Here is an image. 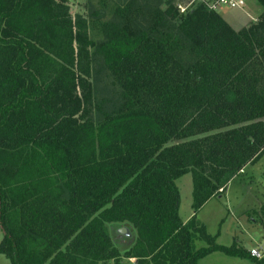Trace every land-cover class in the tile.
Masks as SVG:
<instances>
[{
  "label": "trees",
  "instance_id": "obj_1",
  "mask_svg": "<svg viewBox=\"0 0 264 264\" xmlns=\"http://www.w3.org/2000/svg\"><path fill=\"white\" fill-rule=\"evenodd\" d=\"M178 1L86 0L73 14L69 0H0V253L12 264H197L218 249L264 263L196 217L264 157V0L239 29Z\"/></svg>",
  "mask_w": 264,
  "mask_h": 264
},
{
  "label": "rangeland",
  "instance_id": "obj_2",
  "mask_svg": "<svg viewBox=\"0 0 264 264\" xmlns=\"http://www.w3.org/2000/svg\"><path fill=\"white\" fill-rule=\"evenodd\" d=\"M85 1L69 0L72 13L85 12ZM216 12L233 28L239 29L247 25L252 20V16L253 20L257 19L262 12V6L257 0H250L249 7L245 11L219 7ZM263 167L264 157L255 164L249 165L244 174L235 177L228 184L222 195L210 198L196 212L197 219L204 224L206 231L215 237L218 244L227 247L235 243L248 251L252 248L264 250V221L259 215V207L264 196V182L261 175ZM176 184L179 190L178 213L185 222L184 219H190L195 213L192 207L191 173L183 174L176 180ZM132 233L134 236V232ZM2 236L0 227V241ZM196 245L201 247L205 242L198 240ZM132 262H135V259ZM0 264L12 263L5 254L0 253ZM197 264H251V261L247 257L232 255L218 249L200 257Z\"/></svg>",
  "mask_w": 264,
  "mask_h": 264
},
{
  "label": "built area",
  "instance_id": "obj_3",
  "mask_svg": "<svg viewBox=\"0 0 264 264\" xmlns=\"http://www.w3.org/2000/svg\"><path fill=\"white\" fill-rule=\"evenodd\" d=\"M249 1L250 0H187L186 2L178 1L177 7L181 11H185L190 6H192L194 3L201 2V3H204L208 9L215 10V11L219 7H227L231 9L245 10ZM250 255L256 258H262L264 257V250L261 251L258 248H252L250 250Z\"/></svg>",
  "mask_w": 264,
  "mask_h": 264
},
{
  "label": "water",
  "instance_id": "obj_4",
  "mask_svg": "<svg viewBox=\"0 0 264 264\" xmlns=\"http://www.w3.org/2000/svg\"><path fill=\"white\" fill-rule=\"evenodd\" d=\"M117 231L121 235H124V236H127V237L131 236V231H130L129 227H127V226H121V227L118 228Z\"/></svg>",
  "mask_w": 264,
  "mask_h": 264
},
{
  "label": "crops",
  "instance_id": "obj_5",
  "mask_svg": "<svg viewBox=\"0 0 264 264\" xmlns=\"http://www.w3.org/2000/svg\"><path fill=\"white\" fill-rule=\"evenodd\" d=\"M249 2H250V1H249ZM249 2H248V4H247L246 9L249 7ZM246 9H245V10H246ZM245 10H243V11H245ZM253 18H254V17L252 16V20H253ZM188 219H189V218H186V219H184V221L186 222V220H188ZM131 261H133V259H132Z\"/></svg>",
  "mask_w": 264,
  "mask_h": 264
}]
</instances>
